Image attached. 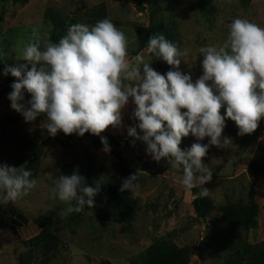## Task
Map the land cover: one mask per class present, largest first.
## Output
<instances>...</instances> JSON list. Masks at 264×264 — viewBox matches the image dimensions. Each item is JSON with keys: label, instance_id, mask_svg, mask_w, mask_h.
I'll list each match as a JSON object with an SVG mask.
<instances>
[{"label": "rangeland", "instance_id": "374dc122", "mask_svg": "<svg viewBox=\"0 0 264 264\" xmlns=\"http://www.w3.org/2000/svg\"><path fill=\"white\" fill-rule=\"evenodd\" d=\"M238 17L264 28V0H141L138 5L131 0H0V66L26 63L17 61V46L29 41L33 29L50 37L52 23L57 20L66 35L70 22L93 26L108 18L127 38L129 62L143 54L160 74L172 68H166L161 59L138 45L135 30L140 27L148 32L156 27L166 31L180 51L187 50L179 70L190 74L194 83L203 74L199 49L221 45L227 38L228 25ZM10 85L0 75V164L30 169L37 184L15 202H0V264H16L21 256L27 264H98L103 260L137 264L135 256L161 239L183 247L186 264H246L245 257L238 253L244 243H261L264 251V177L255 176L248 165L252 158L264 163V117L252 134L243 136L237 134L235 123L226 119L222 135L229 137L231 144L224 149L210 146L202 158L212 170V179L203 187L209 190L207 198L214 207L247 201L257 204L251 225L236 227L232 235L213 215L200 218L193 213L191 199L199 189L184 188L180 168L169 165L164 158L153 160L146 153L147 145L123 147L124 129L138 122L131 97L121 109L122 125L109 126L99 134L118 140L121 159L103 152V147L95 149L86 178L87 137L62 131L50 136L43 115L25 122L10 107ZM30 99L31 94L25 90L23 102ZM225 107L220 109L221 115ZM208 139L197 141L190 133L179 147L187 150L193 143H208ZM121 167L131 169L132 174L138 171L139 187L128 191L136 202L132 217L126 222L101 220L94 211L106 199L110 175ZM74 170L86 178L88 186L95 187L99 182L100 190L93 198V208L85 206L79 213L61 217L59 213L67 205L51 198L49 189L59 175H71ZM9 207L21 213L25 221L17 218L14 222ZM37 218L54 237L48 249L30 246L41 229L34 220Z\"/></svg>", "mask_w": 264, "mask_h": 264}, {"label": "clouds", "instance_id": "9594fccd", "mask_svg": "<svg viewBox=\"0 0 264 264\" xmlns=\"http://www.w3.org/2000/svg\"><path fill=\"white\" fill-rule=\"evenodd\" d=\"M228 29L221 45L199 49L203 74L194 83L190 74L179 70L187 50L180 51L162 33L148 38L146 51L171 66L165 74L151 68V60L143 54L129 62L127 38L108 18L93 26L73 24L58 43L33 29L29 41L17 46V61L26 63L3 70L16 78L10 85V107L25 122L45 116V128L53 137L59 131L99 135L109 126L122 125L121 109L131 97L139 123L127 129L128 135L142 140L156 162L164 158L180 168L184 188H198L199 196L206 197L209 190L203 185L212 179V170L202 158L210 146L224 149L231 144L222 135L225 120L233 121L237 134L243 136L252 134L264 117V28L238 17ZM25 90L31 94L26 103ZM137 127L143 135H138ZM190 133L197 141L209 138L208 143H193L182 150L181 140ZM101 144L102 151L109 153L106 138L101 137ZM31 177L30 169L0 164V202L8 204L28 195L37 184ZM138 181L137 171L122 180L120 191H134ZM52 184L51 198L67 205L61 217L85 206L93 208L100 190L99 182L88 186L77 170L59 175Z\"/></svg>", "mask_w": 264, "mask_h": 264}, {"label": "trees", "instance_id": "16d2710c", "mask_svg": "<svg viewBox=\"0 0 264 264\" xmlns=\"http://www.w3.org/2000/svg\"><path fill=\"white\" fill-rule=\"evenodd\" d=\"M135 5H138L141 0H131ZM77 24L76 22H70L69 26ZM136 38L138 40V45L147 49L148 38L153 34H163L167 40L171 42L170 36L166 31H160L156 27H152L150 31L144 32L140 27H136ZM64 36L63 27L57 20L52 23V31L50 35L51 42L58 43L59 39ZM166 68L171 69V66L167 65L166 62L161 60ZM9 65L0 66V75L4 83L10 85L12 83V76L3 74L5 67ZM139 121L135 123L132 127H136ZM125 128L123 131V147L126 149H132L135 146L142 147L146 144L142 140L135 139L127 133ZM138 135H143V133L137 127ZM84 136L88 139L89 148L86 151L87 161L85 162L86 170L85 176L87 178L89 170L92 167V153L95 149L103 147L101 144V137L107 139L108 145L110 146V154L115 158L121 159L120 148L118 146V140L109 135H93L86 132ZM59 140V139H58ZM60 141V140H59ZM62 141V140H61ZM246 144V141L241 142L239 148ZM249 169L255 176L264 177V163H262L257 158L250 159ZM132 174L131 169L127 167H121L119 171L112 173L108 179L107 185V196L101 207L95 209L94 214L97 218L104 221H115V222H126L131 219L134 206L136 204L135 200L129 197L128 191L121 192V182L123 179L127 178ZM191 206L193 213L200 218H204L207 215H213L217 222L223 223L228 231L234 234L236 227L248 226L253 222V218L257 212V204L253 201H247L245 203H227L219 207H214L209 199L206 197L201 198L199 196V191L191 199ZM10 212L13 214L12 220L16 222V219H21L25 221V217L19 213L16 209L9 207ZM216 211V212H215ZM37 219L35 222H39L41 226L38 234L30 241V246L39 245L40 248L48 249L54 242V237L48 233V227ZM12 225H10V228ZM239 254L245 257L247 260L246 264H264V251L261 243H256L249 245L247 243L241 244ZM27 253L29 249L26 250ZM186 253L183 247H176L170 240L161 239L155 240L148 246L144 251L138 253L135 256V261L137 264H186ZM16 264H27V260L19 257ZM98 264H110L106 260L100 261Z\"/></svg>", "mask_w": 264, "mask_h": 264}]
</instances>
